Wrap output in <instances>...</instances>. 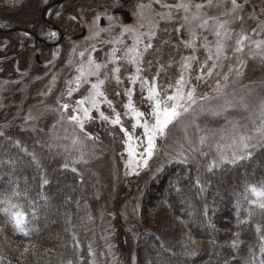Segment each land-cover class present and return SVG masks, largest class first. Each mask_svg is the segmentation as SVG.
Here are the masks:
<instances>
[{"label": "rangeland", "instance_id": "374dc122", "mask_svg": "<svg viewBox=\"0 0 264 264\" xmlns=\"http://www.w3.org/2000/svg\"><path fill=\"white\" fill-rule=\"evenodd\" d=\"M50 1L4 0L9 6H0V27L13 28L24 22L32 28L37 12ZM78 5L79 15L74 17L63 16V10L57 9L58 17L71 32L56 47L27 49L16 40H25L24 34L0 32V138L14 145L10 153L20 150L25 158H34L32 169L44 176L38 181L40 193L57 191L65 203L72 201L69 197H78L69 232L80 249L78 257H74L75 264H197L199 255L191 254V259L184 260L176 244L182 235L190 240L188 232H193L180 216L187 211L184 206L172 210L167 197L176 196L183 186L193 204L198 202L205 212L209 211L208 223L220 230L213 217L218 209L217 190L245 191L246 180L264 181L262 146L252 149L250 158L225 163L211 172L206 169L216 154L215 147L209 145L230 143L228 121L247 125V131L260 124L264 112V0H236L235 5L232 0H134L128 6L133 15L131 23L122 16H111L105 27L100 24V13L88 8L89 4L83 1ZM84 29L86 34L76 38ZM48 33L52 42L57 40V32ZM137 36L142 63L138 65L140 79L133 85L129 77L136 75L137 65L128 62L125 52L136 44ZM149 44L151 47L145 50ZM114 50H118L115 56ZM14 53L18 56L13 57ZM37 53L41 63L35 58ZM90 59L107 64L99 78L105 80L102 91L112 107L101 98L100 111L110 118L119 113L121 124L101 119L93 109V119L85 124L86 132L93 138L87 139L67 117L74 114L76 101L84 98L90 83L97 80L85 74L89 83L82 80L79 90H75L76 79L81 75L78 70ZM113 59L115 63L110 62ZM117 67L119 73L114 71ZM181 74L186 81L185 92L195 87L198 98L209 99H199L189 114L169 125L167 135L156 140L154 155L143 167V129L133 127L136 121L125 105L131 100L151 121V104L144 98L147 90H141V81L152 82L155 77L161 95L165 88L171 94ZM117 76L121 83H117ZM70 88L74 91L68 96ZM130 88L131 97L127 93ZM226 102H231L232 107L223 115L202 114V108ZM64 103L69 104L66 112L61 108ZM121 127L139 138L132 141L140 145L137 156L129 155L128 135ZM210 130L215 135L208 144L199 146V137ZM77 136L83 143L74 146L72 140ZM201 148L208 153L206 156L200 154ZM80 151L87 163H72L79 159ZM15 171L10 176L26 185L22 171ZM11 177L5 179L7 185ZM50 179L53 186L46 188L44 181L50 183ZM60 179L62 183L58 182ZM2 190L11 191L9 187ZM35 203L43 205L38 199ZM222 220L221 226L231 228L229 220ZM4 224L0 219V247L7 239L3 235ZM53 230H48V240L59 238ZM205 232L211 231L207 228ZM9 240L6 243L16 249V242ZM200 241L203 248L212 243L207 238ZM2 256L0 250V259Z\"/></svg>", "mask_w": 264, "mask_h": 264}, {"label": "trees", "instance_id": "16d2710c", "mask_svg": "<svg viewBox=\"0 0 264 264\" xmlns=\"http://www.w3.org/2000/svg\"><path fill=\"white\" fill-rule=\"evenodd\" d=\"M7 1L9 2V0ZM19 1L24 0H15V2ZM6 3L7 2H4V0H0V6H9V3ZM2 143L3 145L0 146V162H3L1 164L2 170L0 171V191L3 192V187H9L11 191L17 189L22 193L27 191V196L22 195L12 200L13 203L23 205L27 223L25 225L26 231H20L15 227L10 216L0 211V219L2 222H5L4 226L6 233L3 235L7 236V239H4V243H1L2 247H0V250L3 256L0 259V264H67L69 260H71L73 264L76 261L74 257H78L80 249L77 243L75 244V242H72L73 240L69 232L73 222L72 210L74 209V204L77 203L78 197H69L72 201L65 203L64 197H61L57 191L52 190V192L50 191V193H48L42 190L43 194L40 193L38 181L42 180L44 176L34 172L36 169H32L35 163L34 158L30 155L28 158H25L24 153L20 150H17L15 153H13L14 150H12L10 153L9 150H11V147L14 145L4 140V138H0V144ZM238 166L239 165H235V167ZM247 167H249V165ZM15 170H17L18 173L20 170L22 171L23 176L26 178L25 180H27L26 185H21L22 182L17 177L10 176L16 172ZM235 170L240 169L236 168ZM257 174L256 172L255 175ZM7 177H11L8 185L5 182ZM61 179L57 181L62 183ZM168 179H170V177ZM51 180L53 181V179H50V183H46V188L53 186ZM54 181H56V179ZM260 182L261 181L257 180H246L247 185L255 184L259 186ZM11 191L5 193H10ZM243 191L244 190L237 191L229 189L223 193L217 190L215 201L217 202L218 209L213 212V217L215 223H218V228H220V230L217 228L215 229L208 223L206 218L209 217V211L205 212L203 210L204 206L199 205L198 202L193 204L192 197H189V193L184 190L183 186L175 193L176 196L167 197L168 201L166 203L171 205L170 207L172 210H177L183 206L185 207V211H187L186 214L184 213L185 217L183 216L184 214L180 216L182 219L184 218L186 220L185 224L189 225L187 227H191L193 230L191 233L188 232V235L186 234L190 240L183 238V235L178 238L179 241L176 240L177 247L180 248V255L184 260L191 259V254L195 252L197 256L199 255L196 257L198 259L197 264H260V261L264 260V254L260 251V245L264 243V241L260 240V237L264 236V215H262L259 210H256L255 214L249 218L247 214L249 204L242 198ZM37 199L39 202H43V205H36L35 201ZM221 205H223V209H220ZM2 207H5V205H0V208ZM224 218L226 221H230L231 228L221 226L222 219ZM232 224H235V226ZM45 227L47 230H45ZM207 228L211 231L209 234L205 232ZM258 228L259 231L257 230ZM49 229L56 230L59 234V238L55 237L57 239L53 238L52 240H48L50 236L47 235ZM221 230H223V232ZM225 232L226 234H224ZM207 235L211 239H209ZM204 238H207L212 243L207 244V246L203 248L200 240H204ZM237 238L240 243L238 247L234 248L232 242L237 240ZM9 239L16 242V249L6 243H9ZM60 239H68V241L61 242ZM42 248L43 251H41ZM48 251L51 252L50 255L45 256V253H48ZM148 252L150 255V251L147 250V253ZM252 252L255 253V259L251 257ZM185 263L178 261L173 264Z\"/></svg>", "mask_w": 264, "mask_h": 264}, {"label": "snow or ice", "instance_id": "6c2138e0", "mask_svg": "<svg viewBox=\"0 0 264 264\" xmlns=\"http://www.w3.org/2000/svg\"><path fill=\"white\" fill-rule=\"evenodd\" d=\"M232 3L235 5L236 0H232ZM179 7L186 8L185 5H179ZM221 27H223V25H221ZM127 31H131V29H127ZM217 35H219V33H217ZM140 42V37L137 36L136 44H134L132 47L127 48L125 52V56L129 58L128 62L137 65L136 75L129 77L133 85H135L137 80L140 79L139 73L141 69L138 65L139 63H142V57L139 53L138 47L136 46ZM148 47H151V45H147L145 47V50H147ZM257 47H260V45L257 44ZM116 51L118 50H114L113 56H115ZM83 55L84 54L81 53V56ZM110 62L115 63L116 60L113 59ZM106 67L107 64L96 63L94 60L90 59L87 62L86 66L81 65V68L78 70L80 71L81 75L76 79L78 87L75 90L77 91L79 90V86L82 80L84 83H89L88 80L84 79L85 74H87V76L97 77L96 82L90 83L88 94L84 98L76 101L75 106L72 108L74 114L67 117V119L70 122L74 123V125L79 129L81 133H84L87 139L93 138L91 134L86 132L85 129L86 122H89L93 119L91 115L93 109L99 112V117L101 119L108 121L113 125L121 124L119 113H115L114 118H110L104 115L102 111H100V104L102 102L101 98H103V102H106L109 107H112V102L107 99L105 93L102 91V86L104 85L105 80L99 78L101 69ZM185 67H189V65H185ZM114 71L116 73H119V67L115 68ZM201 71H203V69H201ZM106 78L107 77L105 76V79ZM197 79H202V77H197ZM116 80L117 83H121L118 76L116 77ZM155 80L156 78L153 77L152 82L147 81V79L141 81V90H147V95L144 98L151 104V109L148 112V116L151 117V121L145 118L144 112H141L137 108H135V106L131 103V100L127 105H125V107H127L133 113L132 118L136 121L133 127H139L143 129L142 134L144 137V141H141V143L144 145V152L140 154L143 167H147L148 160L151 159L154 155V151L156 149V140L167 135L169 125H172L174 122L179 121L181 117L189 114L192 111V106L196 105L199 99H209V97L207 96L198 98L196 96L195 87H191L187 92H185L184 88L186 86V81L183 74L180 75L179 80L176 82L175 90L171 94H169L168 89L165 88L163 89L164 94L161 95V88L156 84ZM169 87L173 86L169 85ZM73 91L74 90L70 88L67 93L68 96H71ZM132 92L133 90L131 88L127 90L129 97H131ZM116 95H119V93H116ZM231 107V102H226L224 105H218L215 107L210 106L207 109L202 108L201 111L202 114L206 113L213 117H218L223 115ZM61 108L66 112L69 109V104L64 103L61 105ZM228 123L231 125V130L228 137L230 143L221 145L217 142L215 143V145H209V147H215L216 153L213 159H211L206 165V169L209 172L225 163H236L239 160L250 158L252 155V149L256 148L257 146L264 147V112H262L260 124L258 126H255L251 131L245 130L247 128V125H241L239 124V122L233 123L232 121H228ZM121 130L128 135L129 155L133 157L137 156L136 149L140 145H134L132 141L139 138L134 137L131 133H128V130L124 129L123 127H121ZM221 131L223 132L225 130ZM214 135L215 133L210 130L208 134L200 136L198 141L199 146L208 144V141ZM223 138V135H221V139ZM82 143L83 141L78 136L72 140V144L74 146ZM189 143H191V141H189ZM199 150L202 156H206L208 154L207 152L203 151L202 148ZM72 163H87V161L84 160L83 151H80L79 159L73 160ZM67 166L68 165L65 164V167ZM137 166H140V164H138ZM75 170L76 169L73 168V171ZM44 183H47V180H45ZM196 183H200L199 179H197ZM22 195L27 196V191L23 193L17 189L12 190L10 193L0 191V205H5V207L0 208V211H3L10 216L11 220L14 222V225L18 230L26 231L25 225L27 223V217L26 213L23 210V205L12 202L13 198H19ZM242 198L249 204V208L247 210L249 218H251L255 214L256 210H259L260 213L264 215V181H261L259 183V186L255 184L246 185L245 191L242 194ZM257 230L259 231V228ZM260 240L264 241V236H261ZM239 243L240 241L237 239L232 242V246L234 248L238 247ZM260 251L262 254H264V243H261ZM92 254L95 255V253ZM192 254L194 255L195 253ZM251 257L252 259H255L254 252L251 253ZM67 264H72V261H67ZM260 264H264V260H261Z\"/></svg>", "mask_w": 264, "mask_h": 264}, {"label": "flooded vegetation", "instance_id": "af4514ba", "mask_svg": "<svg viewBox=\"0 0 264 264\" xmlns=\"http://www.w3.org/2000/svg\"><path fill=\"white\" fill-rule=\"evenodd\" d=\"M57 0H51L43 9L37 12V15L32 22V28L28 27L24 22H18V25L13 28H20L17 31H11L7 33H17L24 34L27 38L25 40L18 39L16 40L18 43H21L25 48H33V49H43V48H53L60 45L67 34L71 32L60 17L57 15V9L63 10V16H67L71 14L72 17L75 15H79L77 13L78 4L80 2H85L89 4L90 9H95L96 12L100 13V24L102 27H105L108 24L109 17L111 16H122L127 23H131L133 21V15L131 13V9L128 7L134 3V0H64L60 4H56L46 10V8L56 2ZM74 4V5H72ZM77 6V7H76ZM85 10L87 7L84 8ZM46 10V13L44 14ZM73 13V14H72ZM11 29V28H6ZM86 34V29L83 30ZM48 32H57L58 38L54 42H52L49 38ZM83 34V33H82ZM84 34V35H85ZM83 37L80 35H76V38ZM18 53V52H17ZM14 53L13 57H17L18 54ZM35 58L39 63H41V55L37 53Z\"/></svg>", "mask_w": 264, "mask_h": 264}, {"label": "water", "instance_id": "95a60500", "mask_svg": "<svg viewBox=\"0 0 264 264\" xmlns=\"http://www.w3.org/2000/svg\"><path fill=\"white\" fill-rule=\"evenodd\" d=\"M63 1H64V0H57L56 2L50 4V5L46 8V10H48L49 8H51L52 6H54V5H56V4H60V3L63 2ZM46 10H45L44 14L46 13ZM17 30H20V28H17V27H16V28H11V29H3V28L0 27V32H4V33L11 32V31H17ZM84 34H85V31L83 32V34H82L81 36H84Z\"/></svg>", "mask_w": 264, "mask_h": 264}]
</instances>
